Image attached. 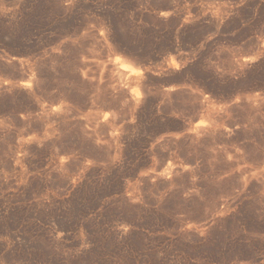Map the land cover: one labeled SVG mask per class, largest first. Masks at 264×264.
<instances>
[{"label":"rangeland","instance_id":"1","mask_svg":"<svg viewBox=\"0 0 264 264\" xmlns=\"http://www.w3.org/2000/svg\"><path fill=\"white\" fill-rule=\"evenodd\" d=\"M0 264H264V0H0Z\"/></svg>","mask_w":264,"mask_h":264},{"label":"bare ground","instance_id":"2","mask_svg":"<svg viewBox=\"0 0 264 264\" xmlns=\"http://www.w3.org/2000/svg\"><path fill=\"white\" fill-rule=\"evenodd\" d=\"M126 68V67H125Z\"/></svg>","mask_w":264,"mask_h":264}]
</instances>
